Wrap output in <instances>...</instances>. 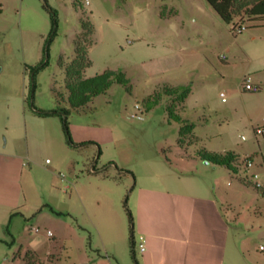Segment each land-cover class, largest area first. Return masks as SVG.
<instances>
[{"label": "rangeland", "instance_id": "obj_1", "mask_svg": "<svg viewBox=\"0 0 264 264\" xmlns=\"http://www.w3.org/2000/svg\"><path fill=\"white\" fill-rule=\"evenodd\" d=\"M47 1L57 13L55 32L45 0H0V138H7L5 124L11 136L18 133L8 119L25 106L28 113L34 106L69 108L75 145L59 116L50 118L64 132L60 128L57 140L48 146L30 141L33 161L45 167L49 158L58 170L51 175L28 161L24 216L0 219V264H25L28 250L34 264H141L135 205L148 180L194 183L217 196L231 220L244 221L239 232L253 263L264 264V196L254 186L264 185V134H257L264 128V64L257 59L264 53V26L228 24L207 0ZM83 22L92 25V34ZM238 25L246 29L237 33ZM82 39L91 62L83 77L121 70L132 91L116 81L73 107L81 96L70 99L65 66L72 65ZM244 49L255 55L258 68L246 76L251 60ZM41 62L48 65L31 72ZM246 78L261 90L245 89ZM183 86L191 93L176 113L196 125V140L189 136L184 146L167 93ZM22 121L24 138L17 142L28 147ZM202 151L236 153L238 173L203 159ZM249 158L254 165L247 169Z\"/></svg>", "mask_w": 264, "mask_h": 264}, {"label": "crops", "instance_id": "obj_2", "mask_svg": "<svg viewBox=\"0 0 264 264\" xmlns=\"http://www.w3.org/2000/svg\"><path fill=\"white\" fill-rule=\"evenodd\" d=\"M243 54L251 60L246 76L258 68L253 66L255 55L245 49ZM257 59L263 65L264 53ZM50 118L28 113L25 106L23 111L17 110L15 120L8 119L17 134L11 136L10 126H4L7 138H0V219H15L18 214L24 216L21 208L28 201L26 185L29 180L25 179L28 161L51 175L58 170V164L53 165L49 158V165L45 167L33 161L30 147V141L48 146L50 140L55 141L62 134L59 132L60 128L63 132L62 127ZM21 120H25L27 126L28 147L17 142H23L24 138L21 131L19 133ZM62 148L61 142L56 144V149L61 151ZM181 160L188 159L182 157ZM185 184H164L158 180L142 184L135 205V231L140 235V244L146 247L145 250L140 247L141 264H254L243 248L244 239L239 232L244 221L231 220L221 199L206 193L198 184Z\"/></svg>", "mask_w": 264, "mask_h": 264}, {"label": "trees", "instance_id": "obj_3", "mask_svg": "<svg viewBox=\"0 0 264 264\" xmlns=\"http://www.w3.org/2000/svg\"><path fill=\"white\" fill-rule=\"evenodd\" d=\"M208 3L213 7L219 17L226 23H232L235 21H249L254 23L255 26H264V0H207ZM46 6L52 11L53 18V30L56 31L57 21L56 16L57 13L54 11L52 7L49 6L48 1L45 0ZM245 19V20H244ZM83 30L85 33L93 32V27L88 22H83ZM91 34H87L88 37ZM86 37V38H87ZM85 40L82 39L80 41L76 40V57L72 62V65L65 66L64 60H62V65L66 67L67 71V87L70 90V99L76 96H81L79 101H71V104L75 108H79L81 106L86 105L91 102L92 99L100 94L105 93L114 82H119L128 87V90L132 91L131 80L126 77V75L121 71L115 70H107L102 74L96 75L90 78L83 77L84 69L91 64V62L87 58L88 54V44L85 45ZM48 65V62H41L40 65L35 67L30 66L31 72H36L40 67H45ZM167 93L173 97L172 105L169 106L170 116L176 121L182 124L181 127V138L179 140L180 144L184 146V143L190 137V141L196 140L195 138V128L196 125L191 123L189 120L184 119L181 115L176 113V107L178 105H182L188 96L191 93L190 87H171L167 88ZM149 103L156 104L157 100L149 99ZM34 111L37 115L42 117H51V116H59L63 123V128L68 136L69 144L75 145L70 137V122L68 119L71 110L69 108H60V109H52L45 110L34 106ZM195 142V141H194ZM83 145V144H81ZM203 159L213 162L217 165H223L228 167L229 169L238 173V167L240 166L237 162L238 155L236 153L229 151L224 154L212 153L209 151H202L199 153ZM121 171H127L125 169H121ZM245 183L248 180L244 181ZM254 186L259 190L262 196H264V186H258L254 184ZM127 202V201H126ZM51 210L58 215H63V212H59L51 207ZM129 215L131 218V223L133 224L134 218L130 210ZM134 243V239H133ZM25 264H34L33 258H31V251H27L25 256L23 257Z\"/></svg>", "mask_w": 264, "mask_h": 264}, {"label": "built area", "instance_id": "obj_4", "mask_svg": "<svg viewBox=\"0 0 264 264\" xmlns=\"http://www.w3.org/2000/svg\"><path fill=\"white\" fill-rule=\"evenodd\" d=\"M87 3H89L88 0H87ZM245 29H246V27H244L243 25H238V26H235L233 30H235V32H237V33H242ZM244 86H245V89L250 90V91H253V92H258V91L261 90L260 85H258V84H253V83L251 82V78H246ZM222 96H223L224 99H225L226 95H225L224 93H222ZM136 109H138L140 112H143V111H144V109L141 107L140 104H137V105H136ZM138 117H139L140 119L143 118V117L140 116V115H139ZM257 134H264V128H258V129H257ZM48 162H49V160H48ZM245 165H246V168L249 169L251 166L254 165V162H253V160H252L251 158H249V159L246 160ZM62 176L64 177L63 174H62ZM252 177L256 178V177H258V175L253 174ZM256 184H257L258 186H264V185H263L262 183H260V182H257ZM35 231H36V232H40V229H39V228H36ZM48 233H49V235H52V232H51V231H49ZM140 247H141V250H145V248H146L145 245H144V243H141V244H140ZM260 249L264 252V245H261Z\"/></svg>", "mask_w": 264, "mask_h": 264}, {"label": "water", "instance_id": "obj_5", "mask_svg": "<svg viewBox=\"0 0 264 264\" xmlns=\"http://www.w3.org/2000/svg\"><path fill=\"white\" fill-rule=\"evenodd\" d=\"M209 162V161H208Z\"/></svg>", "mask_w": 264, "mask_h": 264}]
</instances>
